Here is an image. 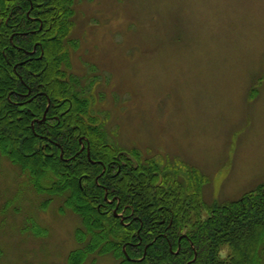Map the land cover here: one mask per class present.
Here are the masks:
<instances>
[{
    "label": "rangeland",
    "instance_id": "rangeland-1",
    "mask_svg": "<svg viewBox=\"0 0 264 264\" xmlns=\"http://www.w3.org/2000/svg\"><path fill=\"white\" fill-rule=\"evenodd\" d=\"M73 6L71 70L112 141L180 178L189 167L203 172L208 202L240 198L264 181V0ZM62 198L35 190L0 153V264H70L81 220ZM80 264L117 260L93 252Z\"/></svg>",
    "mask_w": 264,
    "mask_h": 264
},
{
    "label": "trees",
    "instance_id": "trees-1",
    "mask_svg": "<svg viewBox=\"0 0 264 264\" xmlns=\"http://www.w3.org/2000/svg\"><path fill=\"white\" fill-rule=\"evenodd\" d=\"M73 3L0 0V153L35 190L63 196L79 215L70 264L93 252L111 253L117 264H259L264 181L240 198L208 202L203 172L189 167L180 178L156 157L112 141L71 70Z\"/></svg>",
    "mask_w": 264,
    "mask_h": 264
},
{
    "label": "flooded vegetation",
    "instance_id": "flooded-vegetation-1",
    "mask_svg": "<svg viewBox=\"0 0 264 264\" xmlns=\"http://www.w3.org/2000/svg\"><path fill=\"white\" fill-rule=\"evenodd\" d=\"M32 50H35V44H33V48H32ZM32 50H31V51H32ZM32 52H33V51H32ZM33 55L36 56L37 54H33ZM79 140H81V138H80ZM81 145H84V147H86L87 144H82V143H81ZM82 149H83V147H82ZM119 156H120V155L116 154V155H115V158H116V159H119ZM116 159H113V160L116 161ZM127 160L130 161L128 157H127ZM97 161L101 163V159L97 158ZM101 164H102V163H101ZM103 170H104V165L102 166V171H103ZM100 173H101V172H99V173L97 174V176H98ZM106 193H107V192H106ZM106 193H104V197L107 198L109 202H111L112 199H113V197H107V194H106ZM116 204H117V203H116ZM116 204H115V207H114L115 210H116V206H117ZM211 212L214 213L213 210H211ZM117 213H119V215H121V216L124 218V214H122L121 212H117ZM123 218H122V220H121V219H120V220L123 221ZM164 220H165L164 218H161V219H160L161 222H163ZM125 222H126V221H125ZM170 223H171V218L168 220V223L166 224V226H167L168 224H170ZM166 226H165V227H166ZM182 236L186 237V233H185V232H181V233H179L177 239L180 240V238H181ZM170 248H171V247H170ZM178 248H179V244L176 246L175 249H172V251L177 252V251H178Z\"/></svg>",
    "mask_w": 264,
    "mask_h": 264
},
{
    "label": "water",
    "instance_id": "water-1",
    "mask_svg": "<svg viewBox=\"0 0 264 264\" xmlns=\"http://www.w3.org/2000/svg\"><path fill=\"white\" fill-rule=\"evenodd\" d=\"M27 13H28V12H27ZM48 104H49V98H47V103H46L45 109H44V111H43L42 116H41L40 119H44V117H45V112H46V110H47ZM35 119H37V118H35ZM31 123H33V121H32ZM31 125L33 126V124H31ZM82 147H83V145H81V148H82ZM86 154H87V157L91 160V158H90V156H89V149H88V146H87V148H86ZM60 155H62V150L60 151ZM92 161H94V160H92ZM113 212H114V214H119V213L116 212L115 208L113 209ZM122 218H123V217L120 216V219H121V220H122ZM145 249H146V245L144 246L143 254H142V256H141L140 258H142V257L144 256V254H145ZM125 254H126V256L128 257V255H127L126 252H125ZM195 256H196V251L194 250V255H193V257H192L189 261L193 260V259L195 258ZM187 263H188V262H187Z\"/></svg>",
    "mask_w": 264,
    "mask_h": 264
}]
</instances>
